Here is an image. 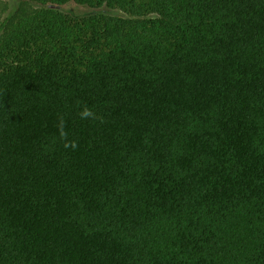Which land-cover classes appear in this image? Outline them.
<instances>
[{
    "label": "trees",
    "instance_id": "trees-1",
    "mask_svg": "<svg viewBox=\"0 0 264 264\" xmlns=\"http://www.w3.org/2000/svg\"><path fill=\"white\" fill-rule=\"evenodd\" d=\"M33 1L127 17L1 24L0 264H264V0Z\"/></svg>",
    "mask_w": 264,
    "mask_h": 264
},
{
    "label": "rangeland",
    "instance_id": "rangeland-1",
    "mask_svg": "<svg viewBox=\"0 0 264 264\" xmlns=\"http://www.w3.org/2000/svg\"><path fill=\"white\" fill-rule=\"evenodd\" d=\"M31 4L39 9H52L59 11L73 19L89 18L94 16H120L127 17V15L118 8L108 7L106 5L97 7L90 4H80L76 1H69L65 4L54 3H39L33 0H0V26L7 19L11 20L20 7ZM3 31L0 28V39Z\"/></svg>",
    "mask_w": 264,
    "mask_h": 264
},
{
    "label": "clouds",
    "instance_id": "clouds-1",
    "mask_svg": "<svg viewBox=\"0 0 264 264\" xmlns=\"http://www.w3.org/2000/svg\"><path fill=\"white\" fill-rule=\"evenodd\" d=\"M81 119H95L96 118V114L93 112L92 109L88 108L87 106H84L82 108V110L79 113ZM66 147H72L73 149H75L77 147L75 142H72L70 145L66 144Z\"/></svg>",
    "mask_w": 264,
    "mask_h": 264
}]
</instances>
